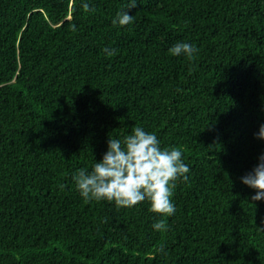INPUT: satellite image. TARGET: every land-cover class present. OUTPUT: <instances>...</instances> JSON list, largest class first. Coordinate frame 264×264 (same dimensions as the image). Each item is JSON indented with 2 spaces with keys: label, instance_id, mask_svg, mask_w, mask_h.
I'll return each instance as SVG.
<instances>
[{
  "label": "trees",
  "instance_id": "obj_1",
  "mask_svg": "<svg viewBox=\"0 0 264 264\" xmlns=\"http://www.w3.org/2000/svg\"><path fill=\"white\" fill-rule=\"evenodd\" d=\"M136 3L119 27L128 0H0V264H264V200L241 182L264 155V0ZM137 125L190 169L172 216L72 179Z\"/></svg>",
  "mask_w": 264,
  "mask_h": 264
},
{
  "label": "clouds",
  "instance_id": "obj_2",
  "mask_svg": "<svg viewBox=\"0 0 264 264\" xmlns=\"http://www.w3.org/2000/svg\"><path fill=\"white\" fill-rule=\"evenodd\" d=\"M137 7L136 0H128L129 11H121L112 20L114 26L132 24L134 17L130 10ZM85 11L89 4H83ZM116 49L105 48L108 56L116 54ZM198 49L189 43L177 42L170 49L172 56L193 58ZM256 138L264 140V125H261ZM190 169L182 159V151L177 148H164L155 133L146 132L135 126L122 139L109 135L107 151L100 161H94L91 170L79 169L73 176L77 191L86 201L106 200L114 203L117 209L131 208L147 200L149 211L162 217L175 214L172 202L173 189L178 180H187ZM241 182L256 194L253 202L264 200V155L258 164L241 178ZM157 232L166 231L163 219L153 224ZM163 251V247L160 249Z\"/></svg>",
  "mask_w": 264,
  "mask_h": 264
}]
</instances>
